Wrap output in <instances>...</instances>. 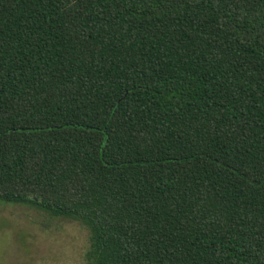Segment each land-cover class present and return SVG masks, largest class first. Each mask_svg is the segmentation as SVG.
Returning a JSON list of instances; mask_svg holds the SVG:
<instances>
[{
    "label": "trees",
    "instance_id": "trees-1",
    "mask_svg": "<svg viewBox=\"0 0 264 264\" xmlns=\"http://www.w3.org/2000/svg\"><path fill=\"white\" fill-rule=\"evenodd\" d=\"M0 202L86 264H264V0H0Z\"/></svg>",
    "mask_w": 264,
    "mask_h": 264
},
{
    "label": "rangeland",
    "instance_id": "rangeland-1",
    "mask_svg": "<svg viewBox=\"0 0 264 264\" xmlns=\"http://www.w3.org/2000/svg\"><path fill=\"white\" fill-rule=\"evenodd\" d=\"M88 244L80 221L0 202V264H86Z\"/></svg>",
    "mask_w": 264,
    "mask_h": 264
}]
</instances>
